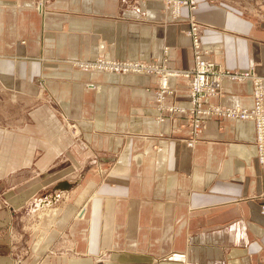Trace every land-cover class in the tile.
<instances>
[{
	"label": "crops",
	"instance_id": "obj_1",
	"mask_svg": "<svg viewBox=\"0 0 264 264\" xmlns=\"http://www.w3.org/2000/svg\"><path fill=\"white\" fill-rule=\"evenodd\" d=\"M36 1L0 0L1 92L31 106L25 125L0 124L8 212L58 203L21 264H264L254 126L204 117L201 141L188 148L189 115L157 110L155 76L70 65L102 56L191 70L192 40L183 33L195 19L207 60L228 69L260 60L264 76V21L208 0L175 22L160 0H138L139 11L126 10L133 0H42L40 13L23 10ZM170 86L165 106L189 108L187 81ZM208 103L250 107L252 85L224 82V95ZM69 123L78 141L65 134ZM61 193L73 194L62 206ZM15 254L0 246V264H17Z\"/></svg>",
	"mask_w": 264,
	"mask_h": 264
},
{
	"label": "rangeland",
	"instance_id": "obj_2",
	"mask_svg": "<svg viewBox=\"0 0 264 264\" xmlns=\"http://www.w3.org/2000/svg\"><path fill=\"white\" fill-rule=\"evenodd\" d=\"M50 1L51 0H47V2H50ZM160 1L164 3L163 5H164L165 17L168 19V21H171V22L178 21L181 18L182 12L184 9L187 8L193 13L198 8V0H173V2L171 0H160ZM169 1H171V3H173V5L168 4ZM208 1H210L212 3L226 4L228 6H231L232 8L239 9L246 16H248V17H250L256 21H259V20L264 21V0H208ZM183 4H186V5H183ZM22 7H23L24 11L35 9L37 12H39L38 9L40 11L44 10V3L42 4V0H38L35 3H32V2L29 3V5H23L22 4ZM126 10L139 11L138 0L131 1L126 6ZM197 29H198V31L196 32ZM191 32L197 34L196 36L194 35V37H196V39L200 41V43H201L200 45H201V48L203 50V51L202 50L200 51V49H199L197 54L198 55H204L203 56L204 59L207 62H211V64H209L207 67V72H205L206 74H203L204 71L201 70L200 65L198 67L195 66V65H197V62L195 64L196 48L194 45V38H193L192 34H190ZM183 34H185L188 38H190L192 40V48H193V54H194V66L192 67L193 69H191L192 71L191 70H187V71L177 70V71H179V72H190V71L193 72L191 79H192V84L194 85L195 89L198 88V83H197L198 80L201 79L202 76H204L205 85L202 87V90H205V92L203 94L204 97H207L208 94H210V92H212V90H214L215 93L218 92V83H219L220 77L229 76V75L231 77H235L237 75H243L244 76L245 74L250 72V74H253V78H250L243 83H236V82L230 81L229 79H225L222 82V88L223 89H222V93H221L220 97H222L224 95V82H230L233 84L250 83L252 85V101H253L252 106H250V107H247L244 105H238V106L242 107L243 109H248V110L252 109L254 106V96H255L254 79L257 77L262 79L263 80V86H264V76L259 75L255 69L256 65L260 63V60L252 61L249 64V66L244 67V68H237V69L225 68L221 64H219L215 61H210V60L206 59V55L208 53V50L204 46V40H203V36L201 34L200 25L195 19L191 20L189 29L187 31H185ZM167 52H168V48L164 47L163 53L165 56L167 55ZM76 59L77 58H75L74 60H70L71 61L70 65H72V67L74 69H78L79 71H82V70L88 71V70L81 69V67L80 66L78 67L77 64L88 63L89 61H85L83 59L82 60H76ZM100 59H102V56H100ZM160 62H161V64L164 65V67H166V65L164 64L165 62H163L162 60H157V61H154L151 63H160ZM167 69H168V71H175L173 69H169V68H167ZM131 75H133V74H131ZM148 75L155 76L157 78V84H158V82L160 83V81L164 77V75H161L158 72H155L153 74H148ZM148 75H136V76L143 77V76H148ZM124 76H129V75H124ZM214 86H216V87H214ZM209 88H211V89H209ZM156 89H157V87H156ZM1 91L2 90L0 88V124L2 126H5V127H10L11 125H17L19 123L22 126L25 125L26 123L21 124V121L24 120L26 122V120L28 118V114L26 113V111L31 106L26 109V108H24V106L27 105V103L25 101L19 100L18 103L13 102V100H12L13 98L9 94H6L4 91L2 93ZM200 94L201 93H199L198 96H200ZM168 96H170V95H167L166 98ZM188 97H189V92H188ZM220 97H216V98H220ZM198 98H201V96ZM211 99H214V98H211ZM46 101L47 102H45V103H51L52 106H55L52 102H50L49 99H46ZM210 105H215L217 107L221 106V107H225L226 109L227 108H234V106L226 107L223 105L212 104V103H210ZM190 107H191V101H190ZM170 108H177V107H170ZM170 108L165 106V108L163 110H159V112L168 111L171 113H178V112L171 111ZM189 108L186 109L187 113H188ZM179 109H184V108H179ZM183 113H185V112H183ZM188 115H189V113H188ZM56 116L59 118L63 117L59 114ZM203 118L204 117H202L200 120L202 133L199 132V130H197L195 135L191 136L190 131H191V127H192V120H196V117L192 118V116L189 115V119H188V121H189V124H188L189 136L184 139V145H186V142H187L188 145H186V146L194 148L201 141L203 129H204L202 126ZM211 118H216L219 120H231V119H227L223 116H217V117H211ZM157 120H163L162 122H164L165 118L162 115H160L156 118V121ZM67 121H71V120H67ZM241 123H250L255 128L256 139L254 141L253 148L255 150V155H256V159H257V153H258L257 147H256L257 128H256L255 124H253L251 122H241ZM70 124L71 123H69V125L67 124V126L65 127V134L70 135L72 138H74L75 140L78 141V138L80 137V131L75 125L70 126ZM73 130L76 131L77 134L73 133ZM162 136L164 137V135H162ZM61 157L63 158L65 156L62 155ZM257 162H258V159H257ZM258 164H259V162H258ZM11 170H14V171L17 170L15 164L11 165ZM84 182H86V180H84ZM4 183L7 184L6 181H4ZM8 185L9 184H7V185H5V187H3L2 184L0 183V213H1L0 216H1V218H3V222L0 224V246H3V248H6L8 250L12 249L16 253L14 255V257H16V259L18 260L17 264H21V262H23V263L27 262L28 254L32 250L31 249L32 239L36 234H38L42 230V227H41L42 224L41 223H42V218L44 217V214L46 212H48V211L50 212L52 209L58 207L57 206L58 203L56 204L54 202H51L53 204V206L51 204L50 206L47 205L48 207L42 205V207L43 206L44 207L40 208L38 210V204L41 205V202H39L37 204H34V206L31 205L32 208L30 207V209H27L25 206L24 210H18L17 209L15 211L10 210V212H8V209L11 208V206H9V204H8L10 201L9 200L10 194L5 195V192L7 190ZM71 194H69V193L68 194L67 193H61L60 194L61 199H59V200L63 201L60 203L61 206H62V204H66V203L70 202V199L73 195V194L72 195ZM51 196H54V195H51ZM259 199H261V197ZM263 211H264V203L262 202L261 203L262 215H264ZM82 212H83V210L78 214V216ZM10 216H11V218H13L12 221L8 220V219H10ZM6 220H8V221H6ZM62 245H64L63 249L65 250V249H67V247H65V246L70 245V244L69 243L66 244V242H62Z\"/></svg>",
	"mask_w": 264,
	"mask_h": 264
},
{
	"label": "built area",
	"instance_id": "obj_3",
	"mask_svg": "<svg viewBox=\"0 0 264 264\" xmlns=\"http://www.w3.org/2000/svg\"><path fill=\"white\" fill-rule=\"evenodd\" d=\"M173 2V0H171ZM186 5V4H183ZM196 27V26H195ZM193 31V30H192ZM198 29L196 30V32ZM193 38H194V45L196 48V53H195V64L197 62L196 67L199 65L201 66V70L204 71L203 74H206L207 72V67L211 62H207L204 59V55H198L197 52L201 48V43L199 40L194 37L196 36V33L191 32ZM200 45V46H199ZM199 46V47H198ZM203 51V50H202ZM111 59L103 58L96 59L95 61H89L88 63L91 65L85 70L88 71H97V72H105L106 74H116L118 76H124V75H148V74H153L155 72L160 73L161 75H164L160 83L158 82L157 84V89H156V99H155V105L157 110H163L165 108V99L167 95H172L174 92L170 86V79L171 78H184L186 79L188 85H189V98L191 101V107L188 109L189 115L193 117H196V120H192V127L190 134L191 136H194L197 130L202 133V128H201V118L202 117H217V116H223L227 119L231 120H236L239 122H251L255 124L257 128V141H256V147H257V159L259 164L264 168V86H263V80L260 78H255L254 79V85H255V96H254V106L252 109H243L242 107H236V108H225L221 106H215V105H210L208 101L211 98H216L220 97L222 93V82L225 79H229L232 82L236 83H243L247 81L250 78H253V74H250L248 72L247 74L243 75H237L235 77L229 76H222L220 77L219 83H218V92L215 93L214 90L208 94L207 97H204L203 94L205 90H202V87L205 85V78L204 76L201 77V79L198 80V88L195 89L194 85L192 84V74L193 72H179V71H174L175 74L173 73H167L165 74L168 69L164 67L163 64L160 63H148L150 64L149 66L157 67V70H141L144 69L145 64L147 63H141L137 62L136 64V69L135 71L127 69L130 68L129 64L127 63L128 61L120 62L122 65H126L127 67L124 69H113L106 67L105 64L109 63ZM199 63V64H198ZM201 63V64H200ZM100 64V66L98 65ZM154 64V65H153ZM134 67V65L132 66ZM164 67V68H163ZM84 69L83 67H81ZM161 68V69H160ZM167 69V70H165ZM193 69V68H192ZM253 72V71H252ZM216 87V86H214ZM211 89V88H209ZM200 94L201 98H198ZM210 97V98H209ZM171 111L174 112H187L186 109H179V108H170ZM238 110V111H237ZM197 114V115H196ZM161 119V118H160ZM163 120H157L158 123H161ZM186 145L187 142H186ZM185 145V146H186ZM262 146V147H261ZM188 148H191L189 146H186ZM264 212V211H263Z\"/></svg>",
	"mask_w": 264,
	"mask_h": 264
},
{
	"label": "bare ground",
	"instance_id": "obj_4",
	"mask_svg": "<svg viewBox=\"0 0 264 264\" xmlns=\"http://www.w3.org/2000/svg\"><path fill=\"white\" fill-rule=\"evenodd\" d=\"M175 3V2H174ZM168 4H172L173 5V3H171V1H169V3ZM120 62H124V61H120ZM137 62H140V61H138V60H136V61H128L127 63L130 65L129 67L130 68H128L126 65H122V63H119L118 61H113V60H111L109 63H107V64H105V66L106 67H109V68H113V69H119V70H121V69H124V68H126L127 67V69H129V70H133V71H135L136 69H138V68H136V64H137ZM141 63H143V62H141ZM78 65V67L80 66V67H83L84 68V70L85 69H87L88 67H90L91 65L89 64V63H83V64H77ZM99 66H100V64H98ZM134 65V67H132ZM146 66H144V69H142L141 68V70H157V67L155 66V67H153V66H149L150 64H145ZM154 65V64H153ZM82 69V68H81ZM161 69V68H160ZM165 70H167V69H165ZM97 72V71H96ZM173 73V74H175V72L174 71H166L165 72V74H167V73ZM98 73V72H97ZM99 73H104V72H99ZM111 75H114V76H118V75H116V74H111ZM171 79H173V78H171ZM171 81V80H170ZM253 102V101H252ZM238 111V110H237ZM158 123V122H157ZM73 133H76L77 134V132L76 131H74L73 130Z\"/></svg>",
	"mask_w": 264,
	"mask_h": 264
}]
</instances>
